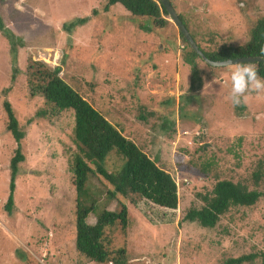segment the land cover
Returning a JSON list of instances; mask_svg holds the SVG:
<instances>
[{"label":"rangeland","instance_id":"1","mask_svg":"<svg viewBox=\"0 0 264 264\" xmlns=\"http://www.w3.org/2000/svg\"><path fill=\"white\" fill-rule=\"evenodd\" d=\"M168 1L205 53L222 45L242 46L255 22L264 17V0ZM104 4L0 0V264H95L74 249L69 162L76 151L69 138L71 113L57 123L48 119L49 108L40 95L29 99L27 56L61 67L59 77L76 79L94 108L108 104L107 121L119 126L123 137L172 178L174 210L145 201L128 208L125 241H112L127 242L129 258L136 256L140 264H220L227 257L248 255L252 259L247 264H264V197L250 208L230 209L212 229L184 221L189 210L201 206L197 196L208 194L217 181L238 182L264 194V175L256 185L252 180L253 173L264 170V88L249 82L240 103L232 99L233 73L254 66L213 70L195 59L192 85L189 66L182 61L189 49L167 17L161 30H152L151 21L132 17L120 7L103 12ZM82 19L85 23L77 24ZM65 51L70 55L61 66L60 53ZM14 69L18 73L11 81ZM95 81L99 85L88 93L85 83ZM4 100L24 130V162L14 181L9 215L3 206L15 144L4 128ZM139 106L154 112L146 122L137 119ZM42 110L45 114L36 117ZM119 163L110 155L104 167L113 170ZM101 181L97 175L88 177V201H105L106 210L118 211L119 203L103 199L107 185ZM95 189L102 192L99 197ZM96 214L88 215L86 223L92 225Z\"/></svg>","mask_w":264,"mask_h":264},{"label":"trees","instance_id":"2","mask_svg":"<svg viewBox=\"0 0 264 264\" xmlns=\"http://www.w3.org/2000/svg\"><path fill=\"white\" fill-rule=\"evenodd\" d=\"M104 2L103 12L108 11L110 7H120L132 17L145 18L151 21V29L156 28L157 31L161 30L164 24L168 22L164 19L167 14L158 0H104ZM95 14L96 11H93L92 15ZM177 17L188 31L182 17L179 14ZM85 20H79L77 24L85 23ZM141 29L145 33L150 31L148 27H142ZM178 35L182 43H185L189 49L183 56L182 61L189 66L192 85H194L193 83L197 77L195 59H198L199 63L209 69H220L207 66L189 48L182 36L179 33ZM190 37L199 51L209 61H223L243 57L264 58V52H262V49H264V17L255 22L249 31L247 42L239 47L222 45L214 53H205L192 35ZM167 51L166 48L162 52L167 53ZM68 55L70 54H67V51H65V54L64 52L60 53L59 64L61 66H63V62ZM94 58L96 59V56ZM95 59L90 60V63L95 62ZM246 64H252L257 77L264 81V64ZM24 65V80L29 99L36 95L41 96L44 105L49 108L48 119H53L58 123L65 117L66 112L71 113L72 126L70 127L69 138L76 151L69 162V171L72 174L70 184L74 191V249L87 261L95 264H140L136 256L133 258L128 257V251L125 250L127 242H113L112 239L118 238L125 241L129 207H134L145 201L160 209L174 210L176 208V188L172 178L168 173L157 167L154 161L141 152L136 145L123 137L119 126L116 127L107 121L106 117L110 116L107 112V110L110 112L107 107L108 104L102 107L105 102H102L103 104L98 103L101 108H94V103L89 96L84 97L80 93L81 88L79 89L76 84V79L68 76H66V79L59 77L61 67H50L42 61H32L30 56L25 58ZM16 69L13 70L10 77L11 81H14V76L18 73ZM72 83L73 85H71ZM97 85L99 83L96 81L85 83L88 93L95 91ZM5 91L7 89L2 90V92ZM144 109L145 106H139L140 114L137 116V119L142 122H146L154 114L153 111H144ZM2 110L6 117L4 128L15 144L8 164V193L3 206L6 214L9 215L13 206L14 181L18 174L19 165L24 162L20 145L24 137V130L18 125L13 110L6 100L2 102ZM44 114V110L37 111L35 116L41 117ZM161 128L164 130L167 128L165 121ZM110 155H114L120 162L113 170H107L104 167ZM96 175L102 178L101 184L105 183L107 185L103 199L107 201L113 199L116 203H119L118 211L106 210L104 208L105 201L103 203H97L95 199L92 202H90V199L88 201L87 179L89 176L96 177ZM263 175L264 170L261 172L258 169L253 173V184L256 185ZM101 193L100 190L95 189L93 194L99 197ZM260 197H264V194L254 190L248 191L238 182L217 181L208 194L197 196L201 206L189 210L184 216V221L195 222L202 229H212L219 218L228 213L230 209L250 208ZM96 212L94 223L92 225L87 224L88 215ZM116 243H119V246ZM251 259L252 256L248 255L237 258L227 257L220 264H247L250 263Z\"/></svg>","mask_w":264,"mask_h":264},{"label":"water","instance_id":"3","mask_svg":"<svg viewBox=\"0 0 264 264\" xmlns=\"http://www.w3.org/2000/svg\"><path fill=\"white\" fill-rule=\"evenodd\" d=\"M160 5L163 7L165 13L167 14L168 20L171 24L175 27L177 32L182 36L186 44L189 48L207 65L210 67H229L235 66L239 64H246V63H262L264 64V58L259 57H243V58H235L230 60H223V61H209L206 59L203 54L199 51L193 40L191 39L188 31L184 28L182 23L177 17L176 12L168 2V0H158Z\"/></svg>","mask_w":264,"mask_h":264},{"label":"clouds","instance_id":"4","mask_svg":"<svg viewBox=\"0 0 264 264\" xmlns=\"http://www.w3.org/2000/svg\"><path fill=\"white\" fill-rule=\"evenodd\" d=\"M264 52V49H262ZM232 99L235 104L240 103V96L246 90L248 83L252 82L255 88H264V81H261L256 74V70L248 66H242L233 73Z\"/></svg>","mask_w":264,"mask_h":264}]
</instances>
